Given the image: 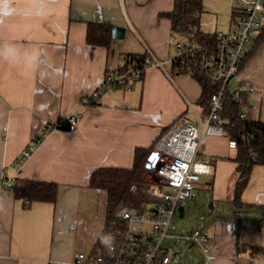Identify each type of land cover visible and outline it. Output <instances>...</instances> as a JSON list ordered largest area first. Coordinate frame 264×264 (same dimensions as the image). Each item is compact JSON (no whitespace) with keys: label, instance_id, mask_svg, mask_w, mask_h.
<instances>
[{"label":"crops","instance_id":"crops-1","mask_svg":"<svg viewBox=\"0 0 264 264\" xmlns=\"http://www.w3.org/2000/svg\"><path fill=\"white\" fill-rule=\"evenodd\" d=\"M201 1L202 16L214 14L217 20L212 31L201 21L200 30L226 29L228 0ZM172 7V0H0V170L13 183L20 178L56 184L54 202L27 207L0 186V264H73L75 254H91L106 216V192L89 187L91 172L129 169L134 150L149 148L177 119L205 120L208 110L196 105L200 86L186 73L168 76L149 67L140 79L104 84L107 76L124 72L126 55L150 51L160 61L175 57V43L185 39H172L170 21L159 16ZM88 22L124 27V37L111 38L107 47L89 45ZM252 45L228 89L247 100L241 113L246 120L264 123V29L248 51ZM76 114L81 119L74 131H44ZM41 135L22 159V151ZM228 140L225 134L207 136L199 151L211 173L195 188L210 195L201 228L208 232L209 252L195 244L205 255L198 264H264V166H252L240 195L247 206L237 210L231 203L236 163L230 159L236 151ZM223 209L226 215H215ZM250 216L257 219L247 221Z\"/></svg>","mask_w":264,"mask_h":264},{"label":"built area","instance_id":"built-area-1","mask_svg":"<svg viewBox=\"0 0 264 264\" xmlns=\"http://www.w3.org/2000/svg\"><path fill=\"white\" fill-rule=\"evenodd\" d=\"M263 29L264 0H232L229 24L226 29L214 32L213 46L176 42L175 57L170 61H160L148 51L147 58L140 64L106 77L105 85L116 86L142 78L149 67L159 68L171 76L179 73L181 65L197 63L200 73L216 83L218 90L210 96L205 120L197 117V122L192 123L179 118L153 144L144 162L143 178L151 183L150 195L159 201L141 211H122L120 218L127 227L102 234V242L108 239L109 244L103 243L102 249L89 255L75 254L73 264H168L171 258L164 247L167 238L197 244L208 255L207 231L195 229L184 235H172L169 231L179 214L178 208L192 199L201 177L211 173L210 162L199 157V151L205 137L225 134L220 121L224 92L242 64L249 43ZM198 52H201L200 58L195 56ZM184 73L190 75L191 68L187 67ZM80 119V114L70 115L47 124L44 131L59 128L74 131ZM36 145V140L30 142L21 153L22 159L27 158ZM228 147L235 148V142L229 139ZM12 185V179L0 170V186L11 189ZM144 226L149 230L143 229Z\"/></svg>","mask_w":264,"mask_h":264},{"label":"trees","instance_id":"trees-1","mask_svg":"<svg viewBox=\"0 0 264 264\" xmlns=\"http://www.w3.org/2000/svg\"><path fill=\"white\" fill-rule=\"evenodd\" d=\"M170 11L160 13L170 21L172 39L184 38L186 43L194 45H214V33H203L200 30L204 7L201 0H172ZM110 24L88 22L85 34L86 43L92 46L107 47L111 40ZM263 34V32L260 34ZM253 45L246 53L243 62L250 55ZM201 52L195 53L200 58ZM147 58L146 55H126L121 69L127 70ZM242 62V63H243ZM179 65L180 63L177 62ZM187 67L191 68V76L200 86V96L196 105L203 111L208 110L209 99L218 90V85L200 73L197 63L181 65L179 73H184ZM224 107L220 115L222 129L229 139L235 142V154L231 159L236 163L233 174L231 203L242 211L247 205L240 201V195L248 183L253 165L264 166V123L249 121L241 118L240 114L247 105L240 92L232 94L228 89L223 95ZM43 135L36 138L37 144ZM153 144L149 148L138 147L134 150L133 164L129 169L102 167L93 170L89 176L88 185L91 188L106 192V216L102 234L115 229H125L127 224L121 220L122 211L144 210V208L159 199L150 195V183L143 178L144 162L149 155ZM252 156V161L249 157ZM16 199H21L24 207L32 202H54L56 199V184L52 182L34 181L17 178L11 188ZM239 231L236 229V240L239 241ZM102 239L98 241L94 252L102 249Z\"/></svg>","mask_w":264,"mask_h":264},{"label":"rangeland","instance_id":"rangeland-1","mask_svg":"<svg viewBox=\"0 0 264 264\" xmlns=\"http://www.w3.org/2000/svg\"><path fill=\"white\" fill-rule=\"evenodd\" d=\"M216 7L224 6V3L220 5L215 2ZM214 5V4H213ZM215 6V5H214ZM229 9L232 6V0H228ZM227 6V7H228ZM226 12V9H223ZM212 11V10H208ZM226 16H222L221 19L224 20ZM230 18V11H229ZM220 19V16L218 17ZM217 20L214 14H204L202 16V21L207 23L206 30L212 31L215 27V22ZM120 86V85H119ZM121 88V87H120ZM209 192L202 190V188L194 189L192 193V199L184 205L185 216L181 219L175 217L171 223V229L169 234H187L195 229H201L206 227V222L209 217ZM215 215H226L225 209L216 210ZM257 218L253 216L246 218L247 221H254ZM164 247L167 250L168 255L173 260V264H198L204 261L205 255L201 252L200 248L196 245L191 246L190 243L185 242L183 239H169L167 238L164 242ZM178 253V254H177Z\"/></svg>","mask_w":264,"mask_h":264},{"label":"water","instance_id":"water-1","mask_svg":"<svg viewBox=\"0 0 264 264\" xmlns=\"http://www.w3.org/2000/svg\"><path fill=\"white\" fill-rule=\"evenodd\" d=\"M124 33H125V28L124 27H112L111 28V38L113 39H122L124 37ZM249 161H252V156L249 157ZM178 212H179V217L183 218L184 216V207L180 206L178 208Z\"/></svg>","mask_w":264,"mask_h":264},{"label":"clouds","instance_id":"clouds-1","mask_svg":"<svg viewBox=\"0 0 264 264\" xmlns=\"http://www.w3.org/2000/svg\"><path fill=\"white\" fill-rule=\"evenodd\" d=\"M103 243H105L107 245V244H109V240L108 239H104Z\"/></svg>","mask_w":264,"mask_h":264}]
</instances>
